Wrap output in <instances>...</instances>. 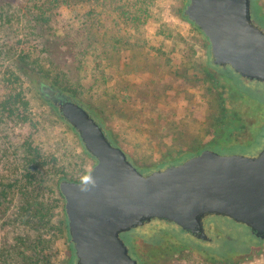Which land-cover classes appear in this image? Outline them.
Segmentation results:
<instances>
[{
    "label": "rangeland",
    "instance_id": "rangeland-1",
    "mask_svg": "<svg viewBox=\"0 0 264 264\" xmlns=\"http://www.w3.org/2000/svg\"><path fill=\"white\" fill-rule=\"evenodd\" d=\"M187 3L0 0V102L12 88L21 91L26 116L0 110V264L77 262L59 183L82 181L95 159L41 97L37 80L74 96L148 173L206 149L256 154L264 147L263 94L262 104L241 97L247 89L264 93V84L230 77L213 86L203 69L208 39L181 16ZM251 6L252 20L264 25V0ZM215 221L212 236L230 240L215 239L212 251L226 258L177 247L191 238L161 223L143 228L140 263L264 264V240L243 224ZM158 229L174 235L154 240Z\"/></svg>",
    "mask_w": 264,
    "mask_h": 264
},
{
    "label": "water",
    "instance_id": "water-1",
    "mask_svg": "<svg viewBox=\"0 0 264 264\" xmlns=\"http://www.w3.org/2000/svg\"><path fill=\"white\" fill-rule=\"evenodd\" d=\"M184 14L208 39L215 65L264 82V30L251 0H188ZM43 92L96 160L82 181L59 183L76 264H138L121 234L154 219L202 238V219L217 215L264 239V147L254 156L206 149L143 174L84 106L50 86Z\"/></svg>",
    "mask_w": 264,
    "mask_h": 264
},
{
    "label": "trees",
    "instance_id": "trees-1",
    "mask_svg": "<svg viewBox=\"0 0 264 264\" xmlns=\"http://www.w3.org/2000/svg\"><path fill=\"white\" fill-rule=\"evenodd\" d=\"M185 1H188V0H185ZM181 16H183L187 21H189L187 19V17L185 16L184 11L181 12ZM197 30H199V28H197ZM206 50L207 51L205 53V65H204L203 69H204V73H205L207 79L213 84L214 87H216L218 84H220L222 79H225V78L228 79L230 77L231 78L237 77V78H240L243 81H246V82L251 83V84H254V83L262 84V85L264 84V82L250 81V80H246V79L241 78L229 66H227V68H222L221 66L215 65L213 63V61H212V58H211L210 45L209 44H207V49ZM8 85H11L10 81L8 82ZM50 87H51V89H53L54 93L57 94L56 96H59V97L62 96L64 98H69V99H72V100H74V101L79 103V101H77L75 99V97L71 96L69 93L67 94V93H64V92H60L61 90L60 91L56 90L55 88H53V86H50ZM37 91L39 92L41 97L44 98L49 103V105H51L55 110H57L60 119L64 120L62 118L61 114L59 113L57 107L47 97V95L43 92V90H41L40 88H37ZM259 93L260 92L255 93L254 91L247 89V90L241 92V97L244 98V99L249 100L250 102L262 104V101L259 98L262 97V94H263V98H264V93H260V95H258ZM24 103L25 102L23 100V96H22L21 91H19V90L17 91L15 88H12L9 91L8 96L6 97V99L4 101L0 102V110H1V112L6 113L8 116H14V117H16V118H18L20 120H25L26 116L22 112L20 113V109H19L20 105H25ZM79 104H81V103H79ZM91 116L97 121V119L92 114H91ZM98 124L101 126V124L99 122H98ZM72 130L76 133L77 136H79L78 133L73 128H72ZM103 130L105 132L104 128H103ZM105 134L108 137V139L112 142V144H114V142L109 137V135L106 132H105ZM261 136H264V134L261 135ZM260 139L256 140L257 143L260 142ZM214 151H216V150H214ZM86 153H88V152L86 151ZM232 153L244 154V153H247V152H246V150L243 149V150H238V151L237 150L236 151H232ZM95 163H96V160H95ZM137 169L140 172H142L143 174H148V172H145L144 170H142V169H140L138 167H137ZM83 178H84V176H83ZM163 223H167V224H169V225L174 227L173 233H175V236L179 237L182 234L181 230L179 229V227H176L175 224H170L169 222H165V221ZM144 227L145 226L143 225V226L135 228V229H133V230H131L129 232H125V233L121 234L122 239L124 240L126 246L129 249L130 255L134 259H136L138 262H140V254L142 253L141 245L143 243V240L145 239V236L142 234V230H143ZM65 230H66V233H67V236H68V234H69L68 225H66V229ZM173 233H169L167 230L158 229V230H154V234L152 235V237H153V239L154 238H161V237L165 238L167 236L174 235ZM68 241H69L70 244H72L69 236H68ZM72 246H73V244H72ZM207 255H208L207 257L209 258L210 261H216L217 257L226 258L224 253L218 252V251H209V253H207Z\"/></svg>",
    "mask_w": 264,
    "mask_h": 264
},
{
    "label": "flooded vegetation",
    "instance_id": "flooded-vegetation-1",
    "mask_svg": "<svg viewBox=\"0 0 264 264\" xmlns=\"http://www.w3.org/2000/svg\"><path fill=\"white\" fill-rule=\"evenodd\" d=\"M254 11L252 9V6H251V16L253 17L254 16ZM254 22V20H253ZM257 26L260 25L261 26V29L264 30V25L262 24H259V23H256L254 22ZM263 27V28H262ZM222 68H227V67H222ZM37 88H40L41 90H43V88L45 87H48L49 84L47 82H44V81H40V80H37L35 82ZM57 94L54 93L53 96H56ZM49 98V97H48ZM50 99V98H49ZM51 100V99H50ZM52 101V100H51ZM237 106V104L235 105ZM242 109L243 107L238 111V115L241 114L242 112ZM247 111V109H246ZM245 111V113H246ZM202 152V151H201ZM259 152V151H258ZM257 152V153H258ZM256 153V154H257ZM199 154V153H198ZM234 154V153H233ZM236 154V153H235ZM237 154H240V153H237ZM256 154H243V155H247V156H254ZM197 155V154H196ZM217 217H222V216H217V215H208V216H205L203 219H202V234L204 235V237L202 238H199L197 235L195 234H192L188 231H184L182 230L179 226H177L175 224L176 227H179V229L181 230V233L184 234V236L186 238H191L192 240V244H188V243H183V244H178L177 247L179 246H183L185 248V250H188V251H196V250H199V253L201 254H207L209 253V251H212V247H211V243H213V241L215 239H219V240H225V241H229L230 238L229 237H223L221 236V234L217 233L215 238L212 236L214 233H216V221H215V218ZM223 218H227V217H223ZM229 219V218H227ZM231 220V219H229ZM233 221V220H231ZM164 221L163 220H158V219H154V220H151L150 222H147L144 224L145 227H149V226H152V225H155V224H161L163 223ZM167 222V221H165ZM234 222V221H233ZM170 224H174V223H171L169 222ZM241 224V223H240ZM255 236V235H254ZM256 237V236H255ZM153 238V237H152ZM258 238V237H257ZM158 239L159 241L161 240H164V237H161V238H154V240ZM260 239V238H259ZM262 240V239H260ZM264 240V239H263ZM194 242V243H193ZM168 249H170V247H168ZM214 251V250H213ZM222 253H225V252H222ZM138 262V261H137ZM138 264H141L140 262H138Z\"/></svg>",
    "mask_w": 264,
    "mask_h": 264
}]
</instances>
